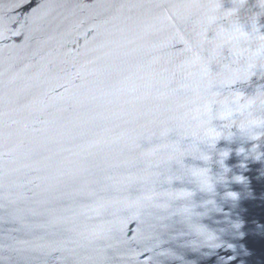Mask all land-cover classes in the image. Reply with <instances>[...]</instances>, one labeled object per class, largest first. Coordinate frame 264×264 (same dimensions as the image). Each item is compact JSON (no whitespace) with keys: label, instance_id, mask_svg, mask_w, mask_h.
I'll return each mask as SVG.
<instances>
[{"label":"water","instance_id":"1","mask_svg":"<svg viewBox=\"0 0 264 264\" xmlns=\"http://www.w3.org/2000/svg\"><path fill=\"white\" fill-rule=\"evenodd\" d=\"M0 264H264V0H0Z\"/></svg>","mask_w":264,"mask_h":264},{"label":"snow or ice","instance_id":"2","mask_svg":"<svg viewBox=\"0 0 264 264\" xmlns=\"http://www.w3.org/2000/svg\"><path fill=\"white\" fill-rule=\"evenodd\" d=\"M242 6H243V2H241L240 5H238L237 10H238L239 7H242Z\"/></svg>","mask_w":264,"mask_h":264}]
</instances>
